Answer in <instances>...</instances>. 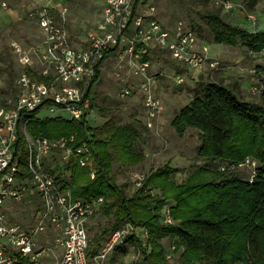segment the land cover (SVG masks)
<instances>
[{
  "label": "built area",
  "instance_id": "1",
  "mask_svg": "<svg viewBox=\"0 0 264 264\" xmlns=\"http://www.w3.org/2000/svg\"><path fill=\"white\" fill-rule=\"evenodd\" d=\"M65 1L48 0L29 12L43 31L36 46L26 47L18 39L10 41L25 69L15 79L14 92L0 90V264H107L116 245L126 237L142 234L147 242L150 236L147 228L127 223L93 251L88 223L106 197L75 198L72 185L65 180L66 166L73 160L88 168L92 178L97 176L90 138L77 145L76 134H32L24 111L47 108L51 116L65 111L73 119L86 118L90 123L96 107L88 88L100 62L103 70L110 59L113 75L123 83L119 96L130 97L139 90L146 124L153 128L164 109L155 89L157 74L152 71L155 51L166 52L189 70L224 66L183 20L168 26L159 18L156 4L148 0H106L102 18L87 32V43L78 46L54 14L57 3L62 4V14L68 11ZM211 1L225 12L246 10L235 0ZM246 17L254 28L258 15L246 10ZM4 34L0 32V39ZM174 79L183 83L185 74L176 73ZM252 91L262 93V86H252ZM26 152L27 160L23 159ZM258 165L257 159L247 157L225 162L221 170L250 167L253 178ZM146 177L145 173H134L135 186H143ZM22 205L31 207L26 210L30 216L19 212ZM164 221L174 222L170 205L164 208ZM55 247H61L62 252L51 262ZM175 253L176 245L172 244L167 257ZM121 264L131 263L123 260Z\"/></svg>",
  "mask_w": 264,
  "mask_h": 264
},
{
  "label": "trees",
  "instance_id": "2",
  "mask_svg": "<svg viewBox=\"0 0 264 264\" xmlns=\"http://www.w3.org/2000/svg\"><path fill=\"white\" fill-rule=\"evenodd\" d=\"M169 1L187 16V25L204 41L243 46L251 54L264 55V28L231 22L223 8L211 0ZM258 1L243 4L254 5ZM169 57L166 52L155 51V61H168ZM173 62L176 73L189 72L187 67ZM102 66L103 61L88 94L94 106L111 114L103 124L92 125L86 118L68 121L42 117L38 116L40 109L23 112L30 131L43 129L50 137L76 134L77 145L90 138L97 176L92 178L88 168L73 160L66 166V177L72 179L75 198L99 194L106 197L101 209L110 220L100 224L91 236L92 250H99L115 229L133 223L148 229L147 242L142 234L126 237L116 245L107 264H115L127 245L134 249L131 264H171L163 243L166 236L173 240L176 252L184 248L172 264H264V88L256 100L248 97L236 82H225L221 73L213 78L193 79L196 83L189 89L191 100L176 111L171 125L181 137L190 129L199 130L198 155L203 162L195 165L184 182L172 177L175 169L159 167L146 177L143 186L128 194L124 185L117 182L114 162L136 164L145 153L137 148L139 133L135 125L121 124L110 98L98 93L102 97L99 101L94 95L102 79ZM255 72L261 76L264 63L257 64ZM2 90L15 91L8 86ZM54 125L57 132L51 131ZM247 157L259 162L253 178L242 168L221 170L223 163L240 162ZM153 189L160 193L153 194ZM166 205L171 206L173 223L164 221Z\"/></svg>",
  "mask_w": 264,
  "mask_h": 264
},
{
  "label": "rangeland",
  "instance_id": "3",
  "mask_svg": "<svg viewBox=\"0 0 264 264\" xmlns=\"http://www.w3.org/2000/svg\"><path fill=\"white\" fill-rule=\"evenodd\" d=\"M239 3H247L248 0H235ZM106 0H72L64 3L68 6V11L62 16L61 24L67 25L72 32V38L78 46L85 45L87 32L102 18ZM149 3H155L157 7V13L159 18L164 21L168 26L176 25L180 20H183L186 24L188 22L187 16L176 7L169 0H148ZM241 10V9H239ZM247 11L254 12L258 15V23L254 28H260L264 23V2L259 0L254 5L246 6ZM246 10H241V18L236 20L233 18L232 12H225V17L231 22H246L249 23L246 17ZM24 21H32L30 16L24 11ZM24 26L33 29L36 27L34 21L29 23L25 22ZM16 31V29H15ZM17 32V31H16ZM13 33V37H16L26 47L36 46L42 39V35L39 33ZM30 36V37H29ZM40 36V37H39ZM11 38L8 34H4L0 39V90L2 87L8 86L15 89V79L18 74L25 68L19 62L18 54L10 46ZM210 47V54L215 58H218L224 63V66L219 69L205 68L203 71L189 70L185 75V85L176 82L174 76V62L169 57L168 61H155L153 64V73L157 74L155 89L160 94L163 102L164 109L153 128H150L146 124V110L143 103L141 92L138 90L130 97L122 98L119 96V92L122 88V81L116 79L111 71L112 63L107 61L102 70L101 82L95 87V97L102 101V96H108L114 107V115L121 124H133L137 128L139 133L137 139V148L144 151L145 157L143 160L136 164L128 165L122 164L120 161L114 162V170L116 173L117 182L124 185L128 194H132L138 187L133 182V175L136 172L145 173L147 176L159 167L167 165L170 170L175 169L172 172V177L178 182L186 181L190 172L196 164L202 163L203 160L199 158L198 147L200 145V132L197 129H190L184 137L179 136L171 125V121L178 109L187 104L192 97L190 88L195 86L196 81L193 79L213 78L216 74L221 73L224 75L225 82H233L235 77L239 78V82L246 83L251 87L249 92L256 100L261 98L262 93L259 91L254 93L252 86L259 85L264 88V72L259 76L254 69L257 64L264 63V55L251 54L247 47L233 46L227 43L206 42ZM248 68L250 70H248ZM35 69H38L36 67ZM135 81V79H134ZM137 82V81H135ZM6 83V84H5ZM246 87V86H245ZM248 90V89H247ZM249 91V90H248ZM99 93V94H98ZM103 103V102H102ZM96 107V114L93 112L90 117V123L92 125L103 124L111 115L109 112L100 110L99 106ZM49 110L47 108L40 109L38 116L42 117H54L64 118L71 121L73 118L70 113L62 111L55 116L48 115ZM95 114V116H94ZM55 126V125H54ZM52 132H57L58 129L52 127ZM32 134H45V130L38 132L30 131ZM27 152L23 155V159L27 160ZM248 175L252 173L250 167L242 168ZM234 170V169H232ZM231 171V170H229ZM72 185L71 177H65ZM153 194H159V189L152 190ZM171 201V200H170ZM174 202V201H171ZM30 206L22 205L19 207V212H26L30 216ZM110 220V217L106 215L100 208L97 214L88 223L91 236L98 230L99 225H105ZM126 225V224H125ZM124 226V225H123ZM163 243L166 246V253L173 243V240L166 236L163 239ZM56 253H54L50 261H54L57 254H61L62 248L55 247ZM184 248L179 249L172 258L169 259V263L176 262L182 254ZM134 255V249L132 245H127L123 248L116 258L115 264H121L123 260H127L131 263L132 256ZM108 263V262H107Z\"/></svg>",
  "mask_w": 264,
  "mask_h": 264
},
{
  "label": "crops",
  "instance_id": "4",
  "mask_svg": "<svg viewBox=\"0 0 264 264\" xmlns=\"http://www.w3.org/2000/svg\"><path fill=\"white\" fill-rule=\"evenodd\" d=\"M68 1L70 2L72 0H66L65 3H67ZM47 2H48V0H0V32L8 34V36L11 39H17L16 37H13V35H12L16 31H17L16 33H39L40 35H42L43 31L35 19L30 17V19L32 21H24L23 20L25 17L24 11L26 10V14L28 16H30L29 12L32 9L37 8L39 6H42V5H45V4H47ZM263 2H264V0H262V3ZM54 6H55L54 7V14L56 15V18L58 19V21H61V19L63 17L62 16L63 14L60 11L62 4L57 3ZM239 11L241 12V10H239V9H236L233 11V18H235L236 20H239L241 18L242 12L240 13ZM33 21H34V24L36 25V27H34L33 29H29V28L24 26L25 24H23L25 22L31 23ZM237 23L243 24V22H237ZM63 25L68 29V31L70 33H72L70 31V29L67 27V25H65V24H63ZM246 25H248V23H246ZM262 28H264V23H263V26H261L259 29H262ZM15 29H16V31H15ZM108 61H110V59ZM109 63H111V62H109ZM248 70H250V69L248 68ZM233 82H236L237 84H239L242 87L244 93L248 97H250L251 94L249 92L251 91V87L246 85V83H248L247 81L242 83V82H239L238 77H235ZM250 98H253V97H250Z\"/></svg>",
  "mask_w": 264,
  "mask_h": 264
}]
</instances>
